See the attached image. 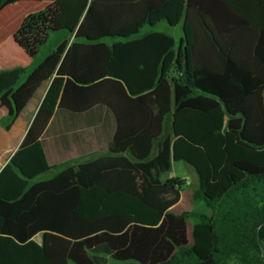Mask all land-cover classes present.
I'll return each instance as SVG.
<instances>
[{
  "label": "trees",
  "instance_id": "obj_1",
  "mask_svg": "<svg viewBox=\"0 0 264 264\" xmlns=\"http://www.w3.org/2000/svg\"><path fill=\"white\" fill-rule=\"evenodd\" d=\"M161 21L181 25L177 46L160 31L104 41ZM59 31L30 71L0 70L10 123L50 81L0 171V264H264V0H54L13 40L34 61ZM55 133L67 148L105 135L107 152L51 165ZM176 161L206 210H170Z\"/></svg>",
  "mask_w": 264,
  "mask_h": 264
},
{
  "label": "crops",
  "instance_id": "obj_2",
  "mask_svg": "<svg viewBox=\"0 0 264 264\" xmlns=\"http://www.w3.org/2000/svg\"><path fill=\"white\" fill-rule=\"evenodd\" d=\"M53 1L54 0H39V1L23 0L11 5H7L0 10V31L4 30V33L0 34V41L1 40L5 41L0 45V56H1V49L3 50L4 54H12V55L20 56L22 59L21 61L22 65H20V67H25L27 71H30L31 67L35 66L39 62L36 58L34 61H32L31 58L16 44V42L13 40V33L19 27L22 19L26 14L40 10ZM32 2H38L39 6L37 7V9L34 8L33 10H31L29 8L21 16H17L16 14H14L12 10L7 8L12 5L16 6L17 4L30 6L31 4H34ZM10 8H14V7L12 6ZM63 39L65 38H60L56 46ZM12 67H16V66H12ZM49 84L50 81L45 82L36 89L34 94L26 103L25 107L19 112V114L15 117V119L11 123L7 116L6 110L0 105V171L5 166V164L10 160L12 155L20 147L25 137V134L29 126L31 125V122L47 91ZM59 137H60L59 133L50 134L45 137V141H46L45 154L51 165L64 167L70 164L79 163L78 159H73V157H81V158L85 157L86 159L85 161H88L107 152L106 150H107L108 138L105 135L98 134V136H94L93 138L89 139L90 141L88 140V142L90 143L87 144H85L86 142L81 140L80 144H82V146L80 148L76 147L75 145H72L69 148H67V146L62 143ZM66 161L67 163L68 162H72V163L67 165L61 164ZM41 175L37 176L36 178H39L38 180H41L40 178ZM180 197H181V192H180ZM177 203L170 208L171 211L175 213L188 211L185 210L187 209L185 206H180ZM190 230H191V226L190 228H188V238H190ZM37 237L39 238L36 239ZM34 239L37 242H40L41 235L37 234L34 237Z\"/></svg>",
  "mask_w": 264,
  "mask_h": 264
},
{
  "label": "rangeland",
  "instance_id": "obj_3",
  "mask_svg": "<svg viewBox=\"0 0 264 264\" xmlns=\"http://www.w3.org/2000/svg\"><path fill=\"white\" fill-rule=\"evenodd\" d=\"M32 3H34V4H31L30 6H25L23 4H17L16 6L12 5L14 8H10L12 6H9L7 8L12 10L14 12V14H16L17 16H21L29 8L31 10H33L34 8L37 9V7L39 6L38 2H32ZM151 31H160V32H164V33L171 35L175 40L176 46L178 45L180 37L182 35V27L180 24L171 27L167 24L166 21H161L156 25L146 24L140 29V31L137 34L131 35L129 37H126V38H123V37H107L104 39V41L108 45H111L112 42H114L116 40H129V39L139 38V37L151 32ZM3 33H4V30H1L0 34H3ZM66 37H68V34L65 31H59L56 33H54V32L51 33L49 35V39L47 40V42L43 46H41V48L39 49V52H38L36 59L38 61H40L48 52L53 50V48L56 46V44L60 38H66ZM3 42H5V41L1 40L0 45ZM21 61H22V59L20 56H18V55L16 56V55H12V54H4L3 50L1 49L0 69H7V68L12 67V66H19L20 67V65H22ZM22 80H23V78H20L19 83ZM73 159H78L79 162L86 160L85 157L84 158L73 157ZM70 163H72V162L67 163V161H66V162H63L61 164L67 165ZM52 174H54L53 170H51L50 172L42 174L40 176V178L41 179L48 178V177L52 176ZM175 175L181 176L182 178L186 179V186L181 191V197H180V200L178 201L177 204L180 206H185L187 208L185 210H206L205 206L201 202L193 201L191 198V191L197 185V178H196V175H195L194 171L192 170V168L182 161H176V162L172 163L171 169L168 172L164 173L161 178L172 177ZM36 179L38 180L39 178H36ZM191 223H192V219H189L188 220V228H190ZM38 238L39 237H37L36 239H38ZM188 239L190 241V238H188ZM227 264H237V263L234 260H230L227 262Z\"/></svg>",
  "mask_w": 264,
  "mask_h": 264
}]
</instances>
